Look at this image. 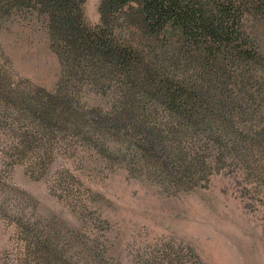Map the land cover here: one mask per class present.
Listing matches in <instances>:
<instances>
[{
	"label": "trees",
	"instance_id": "obj_1",
	"mask_svg": "<svg viewBox=\"0 0 264 264\" xmlns=\"http://www.w3.org/2000/svg\"><path fill=\"white\" fill-rule=\"evenodd\" d=\"M84 3L0 0V33L13 22L39 30L59 67L52 91L17 93L40 125L27 143L71 132L172 182H199L225 154L246 160L263 146L264 0H100L95 25Z\"/></svg>",
	"mask_w": 264,
	"mask_h": 264
},
{
	"label": "rangeland",
	"instance_id": "obj_2",
	"mask_svg": "<svg viewBox=\"0 0 264 264\" xmlns=\"http://www.w3.org/2000/svg\"><path fill=\"white\" fill-rule=\"evenodd\" d=\"M99 2L85 0L90 25ZM43 38L15 22L0 33V264H264V144L172 182L68 131L26 142L40 125L17 93L59 75Z\"/></svg>",
	"mask_w": 264,
	"mask_h": 264
}]
</instances>
